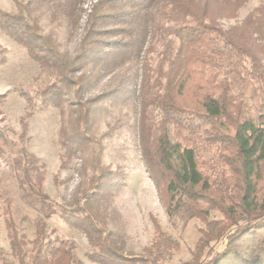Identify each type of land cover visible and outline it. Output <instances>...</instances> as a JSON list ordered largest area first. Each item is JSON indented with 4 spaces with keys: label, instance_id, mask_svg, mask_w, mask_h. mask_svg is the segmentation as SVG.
<instances>
[{
    "label": "trees",
    "instance_id": "trees-1",
    "mask_svg": "<svg viewBox=\"0 0 264 264\" xmlns=\"http://www.w3.org/2000/svg\"><path fill=\"white\" fill-rule=\"evenodd\" d=\"M247 1L96 0L73 56L41 20L63 18L77 28L85 0H13V10L0 6V29L52 73L36 93L23 92L31 109L21 119V140L37 105L58 107L61 166L80 159L81 172L92 173L89 187L60 205L44 189L45 163L20 144L12 169L42 212L29 264H83L72 243L49 235L47 219L55 214L85 233L92 246L87 257L100 264H167L180 249L179 240L153 218L151 244L139 253L127 251L124 235L108 227L102 204L121 184L103 163V142L93 125L99 109L125 92L118 86L89 94L90 75L99 66L109 72L139 62L134 94L144 164L169 215L203 224L192 258L179 264H264V3L240 23H222L237 17ZM6 52L0 45V64ZM235 87L250 88L259 98L255 114L243 92L233 93ZM5 99L0 94V109ZM10 146L0 126V170ZM2 199L0 174V214L12 251L25 264V235L12 198Z\"/></svg>",
    "mask_w": 264,
    "mask_h": 264
},
{
    "label": "rangeland",
    "instance_id": "rangeland-1",
    "mask_svg": "<svg viewBox=\"0 0 264 264\" xmlns=\"http://www.w3.org/2000/svg\"><path fill=\"white\" fill-rule=\"evenodd\" d=\"M95 1L85 0L86 12L77 28L71 27L63 18L56 21H51L49 16L42 18V26L46 31L56 33L63 52L72 56L78 52L87 14ZM262 3L264 0H248L239 9L237 17L223 19L222 23L226 26L240 23L250 13H255ZM0 6L8 10L15 9L13 0H0ZM0 45L7 50V59L0 64V94H6L5 104L0 109V126L7 130L11 140L0 170L2 200L12 198L19 231L25 235V249L28 253L25 264H29V255L36 237V221L42 217V212L25 196V190L12 169V161L19 155L20 144H24L45 163L47 175L44 189L60 205H66L76 193L80 194L83 189H87L92 173L90 170L86 174L81 172L80 159H74L66 167L61 166L62 150L57 140L62 113L58 107L40 109L37 105L34 114L27 119L26 137L21 140V119L31 109L23 92L30 95L36 93L52 80V73L51 70L42 68L25 47L11 39L2 29ZM261 57L264 62V53H261ZM140 63L117 67L109 72L101 70L99 66L90 75L89 94L118 86L125 92L119 99L110 100L99 109L93 125L95 134L103 142V163L116 173L115 180L121 184V188L113 196L104 198L102 204L106 207L104 212L108 227H113L124 235L129 252L139 253L151 244L154 235L153 218H157L163 228L180 242V249L167 264H179L192 258L191 250L203 224L198 219L169 215L144 164L138 138L139 102L134 94V89L140 83ZM239 92L244 93L250 104V111L255 114L259 98L250 88L235 87L233 93ZM112 190L114 189L110 191ZM213 216L221 217L217 212H213ZM47 231L51 238L59 237L72 243L83 264H100L87 257L92 246L85 233L69 226L58 214L47 219ZM0 247V264H22L12 251L2 213ZM222 247V243L218 244L219 249Z\"/></svg>",
    "mask_w": 264,
    "mask_h": 264
}]
</instances>
